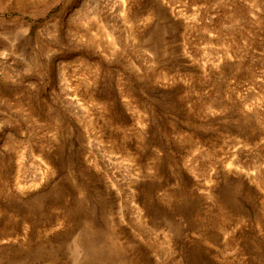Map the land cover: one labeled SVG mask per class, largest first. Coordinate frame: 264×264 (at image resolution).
<instances>
[{"label": "rangeland", "instance_id": "1", "mask_svg": "<svg viewBox=\"0 0 264 264\" xmlns=\"http://www.w3.org/2000/svg\"><path fill=\"white\" fill-rule=\"evenodd\" d=\"M0 264H264V0H0Z\"/></svg>", "mask_w": 264, "mask_h": 264}]
</instances>
